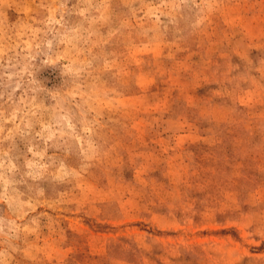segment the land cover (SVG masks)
I'll return each instance as SVG.
<instances>
[{"label":"rangeland","instance_id":"374dc122","mask_svg":"<svg viewBox=\"0 0 264 264\" xmlns=\"http://www.w3.org/2000/svg\"><path fill=\"white\" fill-rule=\"evenodd\" d=\"M0 264H264V0H0Z\"/></svg>","mask_w":264,"mask_h":264}]
</instances>
